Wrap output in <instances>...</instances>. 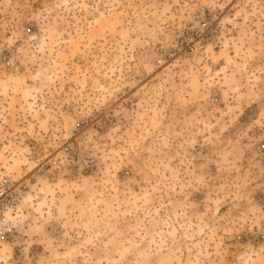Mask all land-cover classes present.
<instances>
[{"label":"rangeland","instance_id":"1","mask_svg":"<svg viewBox=\"0 0 264 264\" xmlns=\"http://www.w3.org/2000/svg\"><path fill=\"white\" fill-rule=\"evenodd\" d=\"M0 264H264V0H0Z\"/></svg>","mask_w":264,"mask_h":264},{"label":"built area","instance_id":"2","mask_svg":"<svg viewBox=\"0 0 264 264\" xmlns=\"http://www.w3.org/2000/svg\"><path fill=\"white\" fill-rule=\"evenodd\" d=\"M22 193V187L19 184H13L7 179L0 182V234L10 231L7 224L10 219L7 217L10 210L17 203Z\"/></svg>","mask_w":264,"mask_h":264},{"label":"snow or ice","instance_id":"3","mask_svg":"<svg viewBox=\"0 0 264 264\" xmlns=\"http://www.w3.org/2000/svg\"><path fill=\"white\" fill-rule=\"evenodd\" d=\"M261 230L264 232V220L261 221ZM262 247H264V245H262Z\"/></svg>","mask_w":264,"mask_h":264}]
</instances>
